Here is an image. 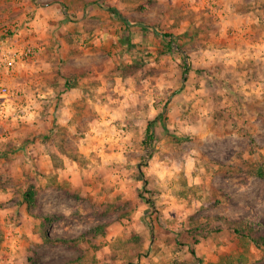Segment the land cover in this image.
<instances>
[{"label": "rangeland", "instance_id": "374dc122", "mask_svg": "<svg viewBox=\"0 0 264 264\" xmlns=\"http://www.w3.org/2000/svg\"><path fill=\"white\" fill-rule=\"evenodd\" d=\"M229 1L250 33L239 19L227 30L217 0H0V39L36 37L37 3L58 4L30 45L46 41L69 84L97 71L105 107L82 98L54 113L36 137L62 163L51 177L30 150L0 144V264H264V245L243 235L264 236V0Z\"/></svg>", "mask_w": 264, "mask_h": 264}, {"label": "crops", "instance_id": "0c3cea01", "mask_svg": "<svg viewBox=\"0 0 264 264\" xmlns=\"http://www.w3.org/2000/svg\"><path fill=\"white\" fill-rule=\"evenodd\" d=\"M219 1L224 6L222 10L225 14L222 15L218 12V16L221 19V23L225 27L228 26L227 30L231 29L230 23L234 25L239 19L243 31H239L240 28L238 29L237 27L235 29L241 34L250 33V28L243 17L244 15L235 13L231 8L232 5L230 6L229 4V0H217V3H219ZM238 1L239 0H234V3ZM37 4L39 6L38 9H35L37 17L35 21L32 22V25H34L32 31H34V34L37 33V36L33 37L30 32L21 29L20 32H18L19 37H15L21 46L30 44L34 39H37L38 41L39 39H44V29L40 28V26L44 25V20L42 19L43 12L46 13L53 10L54 13L48 19L53 21L55 19H61L60 14L57 13L58 4L56 2H53L51 6L47 4ZM89 18L90 17L88 16H81L79 19H84V21H86L89 20ZM232 18H235L234 22L229 21ZM51 24H53V22ZM54 29H57V27H52L51 31L53 32ZM43 43L36 44L35 55L31 59L26 62L17 63L10 71L0 63V85L8 86L12 92V95L9 98H6L3 102L0 100V104H4L3 113L5 114V118L0 115V144L3 145L5 149L11 150V153L14 152L15 154H21L22 156L25 155L26 151L30 150L33 161L36 163H43V166L46 167L43 173L48 177H51V175L59 173L60 169H55L53 166L49 151L46 152L43 149V151L40 150V144L37 143L39 141L36 137L41 134L44 127H47V129L53 128L52 116L54 113L61 112L67 115L75 113L77 102L82 98H86L87 101L91 103V107L95 108L96 111H105V107L103 105L99 106L96 101L94 103L92 99L94 93L97 92V89L93 87L95 81L99 82L102 78L97 74V71H95V73L91 71L89 74L91 77H86L85 79L81 77L72 78L70 84L73 87L67 89L65 86L68 84L67 81H69L68 78L71 77V75L65 72L62 68L57 67L56 70L54 69L51 60L53 55L49 49V45H46V41ZM76 67H80L79 62ZM83 67H86L88 70H93L94 68L93 65H86ZM61 73L65 75V77H62ZM82 83L86 84L83 85ZM102 97H108V95H102ZM20 99H24L28 102L26 107L27 110L24 109L26 113L23 116L19 115L21 112L24 114L23 106L19 101ZM114 101H119V99H114ZM27 139H30L31 141L34 140V142L27 145L25 144ZM130 146L131 144L127 147ZM69 162L64 156V168L61 170H64L62 173L65 176L64 178L72 181L69 177L71 173L68 172L72 170L76 172L77 165L74 162Z\"/></svg>", "mask_w": 264, "mask_h": 264}, {"label": "trees", "instance_id": "16d2710c", "mask_svg": "<svg viewBox=\"0 0 264 264\" xmlns=\"http://www.w3.org/2000/svg\"><path fill=\"white\" fill-rule=\"evenodd\" d=\"M183 63H184V72L187 73L188 71V66H187V62H186V59L183 58ZM67 89H70L72 88L73 86L71 84H66L65 86ZM153 122H149L148 125H147V128H146V131H145V136H146V139H151L152 138V124ZM61 154V151L59 152ZM55 158H58V156H56V154L54 152L51 153V159L53 161V166L55 167V169H57L58 167L60 168L62 166V163L61 161L60 162H56L55 163ZM71 159H73L74 161H77L78 158L76 156H73L71 157ZM257 175L261 178H264V173L262 172V170H259L257 172ZM23 201L25 202V204L27 205L28 208H33L34 206H36L37 204V189L35 186H30L29 189L23 194ZM146 203L149 204L151 206L152 209H155L154 208V204L152 203L151 200H146ZM44 220L47 222V223H52L53 221V218H51L50 216H45L44 217ZM254 225V223H251V224H248L247 222L244 223V225L241 227V229H245V227H249L251 228L252 226ZM105 226L102 225L101 226V229L103 230ZM246 227V228H247ZM264 229V227H263ZM101 230V231H102ZM98 231V230H97ZM234 231L239 233L241 232L242 230L240 229H237L236 227L234 228ZM86 233H81L79 235H77L76 237L74 238H71V239H67V238H63V237H47V240H51L53 242H66V241H69V242H74V241H77V240H80L82 239L86 234ZM244 237H248L251 241H253L255 244L259 245V244H263L264 245V236L261 237V239L257 240L254 235H252L250 232H246L245 234H243ZM260 246V245H259ZM191 253L195 256V252L194 250H191Z\"/></svg>", "mask_w": 264, "mask_h": 264}, {"label": "built area", "instance_id": "2783aa9c", "mask_svg": "<svg viewBox=\"0 0 264 264\" xmlns=\"http://www.w3.org/2000/svg\"><path fill=\"white\" fill-rule=\"evenodd\" d=\"M9 30L5 31L3 38L0 40V63L7 70H12L19 62H26L35 55V47L27 44L19 45L16 36L8 37ZM12 95L9 87L0 85V100H5ZM24 110V109H23ZM4 104H0V115L5 118Z\"/></svg>", "mask_w": 264, "mask_h": 264}]
</instances>
